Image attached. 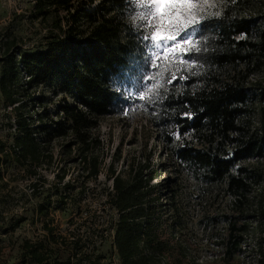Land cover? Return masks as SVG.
Here are the masks:
<instances>
[{"label":"trees","instance_id":"trees-1","mask_svg":"<svg viewBox=\"0 0 264 264\" xmlns=\"http://www.w3.org/2000/svg\"><path fill=\"white\" fill-rule=\"evenodd\" d=\"M34 2L39 17L54 20L36 49L24 51L11 41L3 44L0 91L5 107L14 110L17 130L11 145L0 142V152L3 163L12 158L35 188L44 183L41 170L55 163V148L61 144L58 154L81 171L64 183L65 204L70 202L86 225L94 214L81 210L85 190L105 165L100 119L113 112L121 95L113 79L129 63L140 40L129 27L123 0ZM244 2L251 0H236L210 22L208 51L198 65H183L174 82L163 88L150 110V122L160 134L165 132L166 143L171 141L163 130L166 122L191 133L201 146L181 148L180 157L203 169L206 182L219 185L225 199L232 197L226 202L229 212L221 215L214 210L211 216L210 236L220 254L230 260L243 253L252 231L258 261L264 264V86L252 81L254 75L264 78V21L260 27L257 17L243 14ZM254 115L259 118L256 127L250 122ZM118 152L107 167L112 190L104 203L117 214L113 241L121 264H201L189 229L191 216L175 179L166 176L163 183L151 184L158 170L145 178L146 165L130 163L123 174L115 168ZM249 158L262 164L234 170ZM67 174L62 166L56 177L62 182ZM261 183L253 208L251 193ZM44 208L41 205V213H46ZM223 218L224 237L216 230ZM45 229L54 245L27 239L19 259L11 264H104L100 254L94 256L90 232L82 239L76 231L63 236L54 234L55 226L45 224Z\"/></svg>","mask_w":264,"mask_h":264},{"label":"rangeland","instance_id":"rangeland-1","mask_svg":"<svg viewBox=\"0 0 264 264\" xmlns=\"http://www.w3.org/2000/svg\"><path fill=\"white\" fill-rule=\"evenodd\" d=\"M232 3L233 0H223L218 8H209V12L218 10L222 14ZM240 5L243 7V14L257 17L258 26L262 27L264 0H251ZM36 13L34 0H0V58L3 56L4 42L11 41L22 50L30 51L46 39L54 18L49 16L44 19ZM258 31H254V36H257ZM134 34L137 35L136 32ZM139 40L127 67L122 68L123 72L120 71L113 79V86L121 93L120 98L113 112L100 119L99 132L105 145V165L98 179L88 183L85 190L86 199L81 205V210L94 214L89 217L86 225L84 216L78 215L77 209L71 206L70 202L65 204L67 201L64 196V183L71 177H78L81 171L76 163L68 165L67 159L58 154L61 144H57L55 148V163L49 169L41 170L44 183L38 182L35 188L31 186V178L12 158L7 164L3 163V153L0 152V264H11L18 260L23 251L22 245L27 239H35L53 246V239L48 236L45 224L55 226L54 234L63 236L72 230L79 232L82 239H85L88 234L86 231L90 232L89 236L93 235L90 240L96 246L94 256L100 254L104 264H121L113 241L117 214L114 208L104 203L108 191L112 190V181L107 177V167L111 156L117 151L120 152V160L115 163V168L118 171L122 169L123 174L130 163L135 166L146 165L145 178L153 169L158 170L155 179L150 181L151 184L163 183L166 176L175 179L181 188L185 210L191 216L189 229L193 233L195 254L201 264H261L258 261L255 234L252 231L248 235L244 252L236 255L234 259L224 258L223 254H220L221 248L213 243L216 239L210 236L213 226L211 216L216 213L214 210L219 211L221 215L223 212H229L226 205L232 197L227 196L226 200L219 185L206 182L203 169L180 157L181 148L201 146L197 139L191 133H182L176 126L166 122L163 130L171 136V141L166 143L165 132L160 134V130L150 122V110L159 100H156L154 95L159 94L160 97L163 88L179 76L182 66L191 64L181 62L187 59L185 56L169 53L167 49L164 52L154 49L156 58L153 66V62L147 59L149 53L144 48L146 42L140 37ZM133 68L135 71H130ZM252 81H259L264 86L262 75H254ZM46 94L51 98L50 91ZM149 98H152V102H148ZM14 118L13 108L5 107L0 91V142L7 146L13 143L17 130ZM250 122L252 127L258 126V116H252ZM261 164L260 160L249 158L237 163L234 170L237 172L238 167L251 169L252 166ZM62 166L66 167L68 174L59 182L56 173ZM262 185H255L251 193L250 206L253 208L256 206L253 196L261 192ZM78 191L79 188L73 193ZM212 194L219 195L211 201ZM41 205L45 207L44 210L47 208L46 213H41ZM249 213L253 217V212ZM225 222L223 218L217 225L218 236H225ZM104 228L103 232L101 229ZM74 264L88 263L83 261Z\"/></svg>","mask_w":264,"mask_h":264},{"label":"snow or ice","instance_id":"snow-or-ice-1","mask_svg":"<svg viewBox=\"0 0 264 264\" xmlns=\"http://www.w3.org/2000/svg\"><path fill=\"white\" fill-rule=\"evenodd\" d=\"M123 3L124 12L129 16V27L146 42L147 59L153 66L154 49L160 52L167 49L180 57L187 56L181 62L195 66L208 51L210 37L206 33L210 22L221 17L220 11L209 12V8H218L223 0H123ZM154 98L158 100L159 94ZM148 102H152V98Z\"/></svg>","mask_w":264,"mask_h":264}]
</instances>
